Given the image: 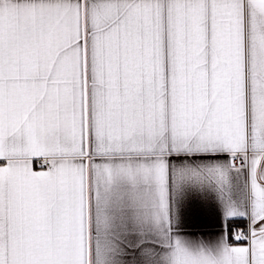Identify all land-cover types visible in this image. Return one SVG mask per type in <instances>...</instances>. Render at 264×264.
I'll use <instances>...</instances> for the list:
<instances>
[{
  "label": "snow or ice",
  "instance_id": "1",
  "mask_svg": "<svg viewBox=\"0 0 264 264\" xmlns=\"http://www.w3.org/2000/svg\"><path fill=\"white\" fill-rule=\"evenodd\" d=\"M0 264H264V0H0Z\"/></svg>",
  "mask_w": 264,
  "mask_h": 264
}]
</instances>
